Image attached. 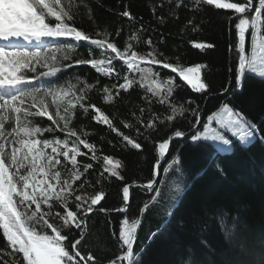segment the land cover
<instances>
[{
  "label": "snow or ice",
  "instance_id": "1",
  "mask_svg": "<svg viewBox=\"0 0 264 264\" xmlns=\"http://www.w3.org/2000/svg\"><path fill=\"white\" fill-rule=\"evenodd\" d=\"M205 5L237 14L230 19L238 34L236 87L239 89L246 68V33L251 30L253 47L258 38L264 37V0H192L191 10L198 12ZM185 7H188L186 0H153L150 11L156 21L155 28L141 23L142 18L134 16L125 7L120 15L132 23L125 44L121 46L118 39L122 37L123 27L110 37L104 32L89 0H67V3L65 0H5L0 12V230L6 241L4 253L12 259L0 261V264H100L95 257L81 250L86 239L84 229L94 213L111 215L113 211H125L129 206L130 187L122 188V208L104 207L102 201H105L106 193L102 187L96 190L95 184H102L112 177L123 179L120 164L113 156L101 154L102 149L88 138L87 125L82 130L74 122L78 109L82 116L107 129V133H98L100 143L113 149L131 146L142 150L144 145L140 138L151 141L164 132L166 138L158 143L161 161L165 160L174 138L209 141L219 150L227 151L231 142L225 138V132L231 131L241 142L257 134V126L228 103H222L218 111L207 115L203 131V106L191 99L187 103L193 107L176 106L174 93L180 87L177 78L194 92L207 90V85L201 81L202 65L185 67L171 61L159 50L161 41L155 38L157 30L168 22L166 17L176 15ZM85 15L90 24L95 25L91 33L77 23ZM45 40L68 43L43 45L46 51H42L40 46ZM20 41L28 45L35 43L38 47L29 51L27 47H18ZM132 41H139L145 50L135 47ZM77 42L89 46L87 56L77 54L80 48ZM195 47L203 50L213 45L197 43ZM232 48L230 44V52ZM58 52L64 55L58 57ZM73 63L90 66L97 74L96 79L89 81L76 74L75 79L63 87L44 86L39 82L57 76L62 66L72 67ZM37 65L48 70L37 72ZM247 68L257 71L254 62L248 63ZM163 70L174 75L165 78ZM28 71L35 75L29 77ZM100 76L113 82L103 84ZM133 87L143 89V101L148 107L140 106L138 114L133 111L130 118L121 117L115 111L108 113L89 96V92L95 89L103 100L111 103L121 90L129 92ZM154 104L166 106L167 114H150ZM187 114L195 117L194 123ZM178 117L187 120L188 131L177 128L168 134L165 130L176 127L171 122L177 121ZM36 118H46L49 123H38ZM213 123L217 127L212 128ZM124 129H134L136 136ZM80 157H88L102 165L95 183L89 179L94 163H82ZM166 163L167 167L152 169L146 182L151 195L143 208H147L149 201L156 196H162L159 188L162 173L179 165L178 150ZM90 188L93 191H88ZM217 216L226 239L231 240L233 229L225 222V214L221 210ZM136 223L139 221L129 227L128 220L124 219L119 228L118 241L126 249L122 259L129 264L134 254ZM202 243L206 244V241ZM241 251L245 258L238 264H264V244L258 250L242 248ZM180 264L202 262L189 256Z\"/></svg>",
  "mask_w": 264,
  "mask_h": 264
},
{
  "label": "trees",
  "instance_id": "2",
  "mask_svg": "<svg viewBox=\"0 0 264 264\" xmlns=\"http://www.w3.org/2000/svg\"><path fill=\"white\" fill-rule=\"evenodd\" d=\"M65 2L67 3V0ZM89 2L104 32L110 37L123 27L122 37L118 39L121 46L125 44L132 23L120 15L125 7L134 16L142 18L141 23L156 27V21L150 11L153 0H89ZM186 3L188 7L178 10L174 16L166 17L168 22L157 30L155 38L161 41L158 44L159 50L171 61L179 62L185 67L202 65L201 81L207 85V90L202 93L194 92L177 78L180 87L174 93L176 106L193 107L194 105H189L187 101L194 100L196 104L203 106L204 124L208 114L218 111L222 103H228L257 126V134L247 145H241L236 136L225 134L231 142L230 150L227 151L216 149L212 144L201 140L193 142L188 138L173 141L166 161L176 155L178 150L179 165H173L167 172L162 173V182L159 186L162 196H156L149 201L147 208H143L144 202L151 194L147 189L133 187L130 191L129 206L125 211L118 214H115L118 211H113L111 215L94 213L90 217L81 250L84 254L95 257L100 264H112L113 261L115 264H129V261L122 259L126 249L118 241L119 228L123 225L124 219L128 220L129 226L139 221L133 234L135 239L131 264H180L182 259L187 260L189 256L202 264H238L245 258L242 256V248L258 250L264 244V139H261L264 137V78L245 70L241 78V87L239 89L236 87L239 68L236 51L238 39L234 22L230 18L237 14L230 10H216L206 5L202 10L193 12L192 0H186ZM164 11L166 12V8ZM77 23L89 33L95 27L94 24H90L86 15L78 19ZM250 32L246 33V47L251 41ZM65 43L68 42L51 40L46 45ZM77 43L80 44L77 54L87 56L86 49L89 46L83 42ZM131 43L145 50V46L139 41ZM197 43L211 44L213 47L202 50L195 47ZM230 44L233 45L231 52ZM56 55L62 57L64 53L58 52ZM36 67L37 72L48 70ZM27 74L29 77L35 75L31 71ZM76 74L89 81H94L97 77L90 66L73 63L72 67L62 66L57 76L46 77L39 82L44 86L63 87L74 80ZM133 75L135 76L134 73ZM163 75L166 78L167 75L174 74L169 70H163ZM99 79L103 84L113 82L103 76ZM229 79L230 92L224 95L223 90L227 88ZM143 95V89L133 87L129 92L121 90L120 95L114 97L110 103L103 100L97 90L89 92L92 102L100 105L108 113L115 111L121 117L129 118L133 111L138 114L140 106L148 107L143 101ZM165 107L154 104L150 114L156 112L167 114ZM187 115L194 123L195 117ZM73 119L82 130L87 125L88 138L102 149V155H111L119 161V172L123 179L112 177L102 184H95V189L101 187L104 189L106 193L105 201H102L104 207L122 208L123 186L146 185L152 169L160 161L158 143L162 138H166L165 133L161 132L160 136H155L151 141L140 138L144 145L142 150L132 149L131 146L113 149L106 143H100L98 133L101 131L107 133L106 128L82 116L79 109ZM36 121L41 124L49 123L46 118H36ZM171 123L176 127L166 129L168 134L177 128L188 131L187 120L183 117H178L177 121ZM124 131L136 136L134 129ZM79 159L82 163H94V170L89 173V179L95 183L102 165L88 157ZM166 161L163 167L168 166ZM88 191L93 189L90 188ZM221 210L225 214V222L233 229L231 240L226 239L223 225L218 222L217 213ZM154 232L158 234L153 237ZM202 241H206V244ZM5 243L0 230V261L12 259L4 253Z\"/></svg>",
  "mask_w": 264,
  "mask_h": 264
},
{
  "label": "rangeland",
  "instance_id": "3",
  "mask_svg": "<svg viewBox=\"0 0 264 264\" xmlns=\"http://www.w3.org/2000/svg\"><path fill=\"white\" fill-rule=\"evenodd\" d=\"M5 3V0H0V12H2L3 10V5ZM237 39H238V34H237ZM49 40H45L43 41V44L40 46V48H42V46L48 42ZM238 43V42H237ZM250 53L248 51V47H246V52H245V60H246V68L245 70H248V72L252 75H255V76H258L260 78H264V38H258L257 39V42H256V45L255 47H253L252 45V42H250ZM18 47H21V48H24V47H27L29 49V51H32V50H35L38 46L33 43L31 45H28L26 42L24 41H20L19 44H18ZM42 51H46L45 49H41ZM248 56V57H247ZM250 62H254L255 65H256V68H257V71L255 72H252L250 71L248 68H247V64L250 63ZM34 63V62H33ZM39 66V65H37ZM192 67H195V66H192ZM239 70V68H238ZM184 83V82H183ZM188 86V85H187ZM189 87V86H188ZM51 98H49L50 100ZM212 128H215L217 127V125L215 123H213L211 125ZM201 131H203V126L201 127ZM225 134H228V135H231V131H227L225 132ZM45 135H50V134H45ZM57 135H61L62 136V133H57ZM235 137V136H233ZM226 138V136H225ZM253 140V137L248 140V141H245V142H241V140L238 138V141L241 145H247L248 143H250L251 141ZM201 141H204V140H201ZM205 142H208L210 144H212L216 149H219L217 146H215L212 142H209V141H205ZM223 145H220V147H222ZM131 227V226H129Z\"/></svg>",
  "mask_w": 264,
  "mask_h": 264
},
{
  "label": "water",
  "instance_id": "4",
  "mask_svg": "<svg viewBox=\"0 0 264 264\" xmlns=\"http://www.w3.org/2000/svg\"><path fill=\"white\" fill-rule=\"evenodd\" d=\"M241 1H242V0H241ZM233 17H235V16H233ZM230 85H231V81H230V79H229V82H228V85H227V89H228V91H225V92L223 93L224 95H226V94H228V93L230 92ZM206 101H207V100H206ZM206 101H205V102H206ZM202 123H203V121H202V118H201V126L203 125ZM189 135H191V133H189ZM185 139H188V137H185L184 139L174 138V139L170 142V144H172V142L175 141V140H185ZM170 148H171V147H170ZM169 151H170V149H169ZM168 155H169V152L166 154L165 160H164V161H161V160H160L156 166H159V167L163 168V166H164V164H165V161H166L167 158H168ZM129 187H130V191H131V189H132L133 187H139V188L146 189V185H141V184H133V185H129ZM118 213H120V212H115V214H118ZM101 214H105V213H101ZM86 231H87V225H86V227H85V234H86Z\"/></svg>",
  "mask_w": 264,
  "mask_h": 264
},
{
  "label": "crops",
  "instance_id": "5",
  "mask_svg": "<svg viewBox=\"0 0 264 264\" xmlns=\"http://www.w3.org/2000/svg\"><path fill=\"white\" fill-rule=\"evenodd\" d=\"M251 44V43H250ZM250 44H249V48H248V51L250 52V48H251V46H250ZM238 138V137H237ZM223 147V146H222Z\"/></svg>",
  "mask_w": 264,
  "mask_h": 264
}]
</instances>
